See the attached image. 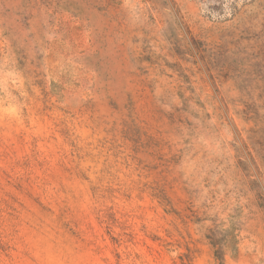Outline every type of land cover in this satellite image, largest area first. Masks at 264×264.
I'll use <instances>...</instances> for the list:
<instances>
[{
  "label": "rangeland",
  "instance_id": "obj_1",
  "mask_svg": "<svg viewBox=\"0 0 264 264\" xmlns=\"http://www.w3.org/2000/svg\"><path fill=\"white\" fill-rule=\"evenodd\" d=\"M0 264H264V0H0Z\"/></svg>",
  "mask_w": 264,
  "mask_h": 264
},
{
  "label": "trees",
  "instance_id": "obj_2",
  "mask_svg": "<svg viewBox=\"0 0 264 264\" xmlns=\"http://www.w3.org/2000/svg\"><path fill=\"white\" fill-rule=\"evenodd\" d=\"M210 239L212 240V237H210ZM211 244H212L213 247H216V250H215L216 258H220L221 259L222 258V247H221V245H219L215 241H211Z\"/></svg>",
  "mask_w": 264,
  "mask_h": 264
}]
</instances>
